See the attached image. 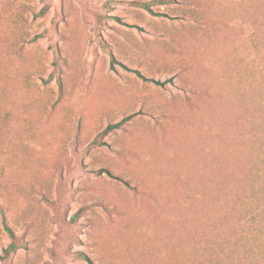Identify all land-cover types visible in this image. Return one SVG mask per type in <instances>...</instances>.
Listing matches in <instances>:
<instances>
[{
	"label": "rangeland",
	"instance_id": "374dc122",
	"mask_svg": "<svg viewBox=\"0 0 264 264\" xmlns=\"http://www.w3.org/2000/svg\"><path fill=\"white\" fill-rule=\"evenodd\" d=\"M6 227L7 264H264V0H0V264Z\"/></svg>",
	"mask_w": 264,
	"mask_h": 264
},
{
	"label": "trees",
	"instance_id": "16d2710c",
	"mask_svg": "<svg viewBox=\"0 0 264 264\" xmlns=\"http://www.w3.org/2000/svg\"><path fill=\"white\" fill-rule=\"evenodd\" d=\"M155 2L158 1V0H154ZM143 6L147 7L146 4H144ZM148 9V7H147ZM46 11V6L42 7V9L40 10L39 14H43L44 12ZM33 39H36V37H34ZM113 61V60H112ZM127 120V118H124L123 120H121L120 122L118 123H115V124H109L105 129H104V133L105 132H109V131H112L114 129H118L119 127H121V125ZM97 142H93L92 145H95ZM81 211V210H79ZM79 211L77 213H79ZM74 214L72 216V220L75 219V216L77 215ZM7 231L9 233V237H10V243L7 245L6 248L3 249V256H2V262L4 264H7L8 260H9V257L11 255H13L20 247H21V244L18 240V238L11 232V230L9 228H7ZM82 258L84 260H87L88 259L85 257V256H82Z\"/></svg>",
	"mask_w": 264,
	"mask_h": 264
}]
</instances>
